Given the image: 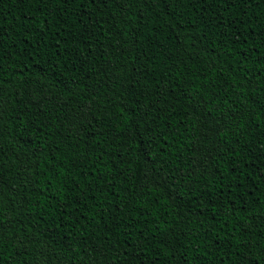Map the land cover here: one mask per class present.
I'll return each instance as SVG.
<instances>
[{
  "label": "trees",
  "instance_id": "obj_1",
  "mask_svg": "<svg viewBox=\"0 0 264 264\" xmlns=\"http://www.w3.org/2000/svg\"><path fill=\"white\" fill-rule=\"evenodd\" d=\"M264 264V0H0V264Z\"/></svg>",
  "mask_w": 264,
  "mask_h": 264
},
{
  "label": "snow or ice",
  "instance_id": "obj_2",
  "mask_svg": "<svg viewBox=\"0 0 264 264\" xmlns=\"http://www.w3.org/2000/svg\"><path fill=\"white\" fill-rule=\"evenodd\" d=\"M65 2H67V0H65ZM85 0H80V3H84ZM98 2V0H87V3L89 5L92 4H96ZM109 2H111L113 5H116L118 7H120L121 9L127 11L129 8V4H135L137 2V0H99V3L103 6H107L109 4ZM140 3L143 4H149L150 0H139ZM156 2H160V3H164L166 2V0H151V6H154ZM197 2H199V0H197ZM225 3H228L229 0H224ZM234 2V0H233ZM258 264H259V259H258Z\"/></svg>",
  "mask_w": 264,
  "mask_h": 264
}]
</instances>
